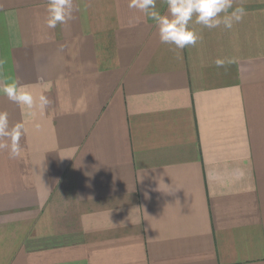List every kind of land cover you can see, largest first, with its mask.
<instances>
[{"label": "crops", "instance_id": "0c3cea01", "mask_svg": "<svg viewBox=\"0 0 264 264\" xmlns=\"http://www.w3.org/2000/svg\"><path fill=\"white\" fill-rule=\"evenodd\" d=\"M129 2L0 0V264H264V0L179 59Z\"/></svg>", "mask_w": 264, "mask_h": 264}, {"label": "clouds", "instance_id": "9594fccd", "mask_svg": "<svg viewBox=\"0 0 264 264\" xmlns=\"http://www.w3.org/2000/svg\"><path fill=\"white\" fill-rule=\"evenodd\" d=\"M168 12L162 15L157 9V0H130L129 7L135 9L151 20L158 29L161 44L169 45L170 50L179 53L185 48L195 46L201 36L193 30V23L209 30L223 26L232 29L235 24L243 21L247 11L242 3L236 0H166ZM45 26L55 30L58 25L66 24L74 18L73 0H48ZM5 61L0 60V68ZM222 62L217 61L219 66ZM3 94L6 98L29 110L39 108L43 112L51 103L47 96L41 94L37 99L30 92L22 90L17 82L5 83ZM34 127L39 128V124ZM25 134L24 124L18 122L10 125L6 112H0V139L10 143L0 144L9 149L12 158L20 157L24 151L20 141Z\"/></svg>", "mask_w": 264, "mask_h": 264}]
</instances>
